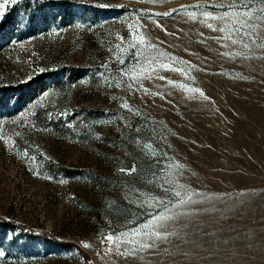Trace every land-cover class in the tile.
Here are the masks:
<instances>
[{
    "label": "rangeland",
    "instance_id": "374dc122",
    "mask_svg": "<svg viewBox=\"0 0 264 264\" xmlns=\"http://www.w3.org/2000/svg\"><path fill=\"white\" fill-rule=\"evenodd\" d=\"M220 3L0 0V264H264V50L222 46Z\"/></svg>",
    "mask_w": 264,
    "mask_h": 264
},
{
    "label": "snow or ice",
    "instance_id": "6c2138e0",
    "mask_svg": "<svg viewBox=\"0 0 264 264\" xmlns=\"http://www.w3.org/2000/svg\"><path fill=\"white\" fill-rule=\"evenodd\" d=\"M9 2H14V0H9ZM199 7V6H197ZM207 7H215L217 9H224L223 12L213 13L209 11L203 12L204 21L208 20H217L219 21V26L208 23L207 26L213 31L221 33L220 36L216 37L218 41H224L222 44L223 47L235 46L237 49H244L248 53H252L253 47L264 50V37L261 36V33L264 32V8L259 10L255 9L254 5L247 3V0H230L228 5L223 3L217 5H208ZM4 15L3 7L0 5V18ZM133 33V36L137 35ZM141 43L143 44L144 38L140 37ZM152 47V45H147ZM227 55L228 53H224ZM238 56L244 59L252 58L250 55H243V53L237 51ZM260 58V57H257ZM139 61V57L137 58ZM146 63L152 65L153 62H159L155 57L145 58ZM161 67H167L165 64H161ZM145 69H141L143 72ZM182 71L181 69H174ZM122 69V74H123ZM163 79V77H161ZM133 83L135 81L133 80ZM169 83H174L169 81ZM133 86L132 83L129 84L131 89ZM178 87H184L182 84L176 85ZM147 92V89H144ZM202 94V93H201ZM124 107H129L127 104L123 105ZM129 110L131 108L129 107ZM177 167H180L177 165ZM183 186H181L182 188ZM168 191V189H166ZM173 198L176 200V204L172 205L174 208H183L192 201L193 195H199L198 193L188 194L187 192H182L180 190H172L171 192ZM152 201L159 205H163L164 209L171 211L169 207L170 201H165L162 198L153 197L149 201V206L151 207ZM173 217L170 215H164L160 211H156L152 214L150 220L145 222L142 227L138 226L132 235L146 237L148 240H161L167 239V234L162 231L165 228V224L168 220H171ZM125 234L121 233L120 236L115 234H110L105 237L108 241L114 242L117 245L122 243V237ZM131 242V241H130ZM88 245H85L87 247ZM142 248H151L152 244L142 241L140 244ZM3 253H0L2 256Z\"/></svg>",
    "mask_w": 264,
    "mask_h": 264
},
{
    "label": "trees",
    "instance_id": "16d2710c",
    "mask_svg": "<svg viewBox=\"0 0 264 264\" xmlns=\"http://www.w3.org/2000/svg\"><path fill=\"white\" fill-rule=\"evenodd\" d=\"M1 219V218H0ZM4 220V222H5V224H8V225H12V223H9V222H6L5 221V219H3ZM15 226V225H14ZM20 228H23L24 230H27L28 229V231H30L31 229H29V228H27L26 226H23V225H18ZM41 235H43V236H45V237H51L52 238V236H51V234H49V233H41Z\"/></svg>",
    "mask_w": 264,
    "mask_h": 264
}]
</instances>
